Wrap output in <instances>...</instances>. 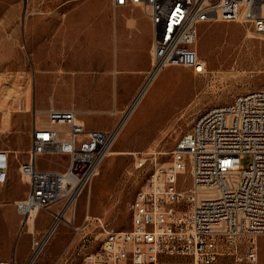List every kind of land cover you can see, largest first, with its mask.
<instances>
[{"label":"built area","instance_id":"2783aa9c","mask_svg":"<svg viewBox=\"0 0 264 264\" xmlns=\"http://www.w3.org/2000/svg\"><path fill=\"white\" fill-rule=\"evenodd\" d=\"M113 5L144 8L153 24L152 73L163 65H181L203 74L196 48L198 27L206 22H239L264 33V0H111ZM34 109L30 148L18 172L27 191L15 200L24 220L32 212L62 203L75 205L115 142L117 127L89 128L78 111L56 106L45 110L38 125ZM137 167L145 164L135 152ZM251 156L247 167L244 155ZM42 155H63V168H40ZM11 164L0 148V171ZM188 173L190 184L180 183ZM4 176V175H3ZM67 207V208H68ZM130 227L107 230L97 248H85L80 264H164L183 256L191 264H260L259 237H264V89L234 95L228 103L201 113L178 139L167 166H155L131 205ZM85 246V245H83ZM34 241L26 264L37 258ZM40 252V251H39ZM0 264H9L0 259Z\"/></svg>","mask_w":264,"mask_h":264},{"label":"rangeland","instance_id":"374dc122","mask_svg":"<svg viewBox=\"0 0 264 264\" xmlns=\"http://www.w3.org/2000/svg\"><path fill=\"white\" fill-rule=\"evenodd\" d=\"M72 1L0 0V148H8L12 134L22 140L24 134L17 124L21 116L33 117L34 107L39 108L36 96L65 100L68 105L62 106L77 109L89 128L112 129L118 126L145 82L133 93L79 92L75 94L76 101L72 102L70 95L61 91L58 82L62 84V73L69 75L72 71L84 73L85 70L67 68L75 63L66 60L64 52L61 61L42 62L48 66L42 64V73L53 74V84L47 87L43 82L41 87L36 86L40 62L35 57L39 44L37 34L33 37V33H37V26H43L46 21H68L75 10ZM105 1L88 0L94 8ZM28 27L29 39L26 36ZM59 45L47 48L58 50ZM196 48L200 59L206 62V71L195 74L190 68L169 65L159 72L154 81L156 84L150 85V93L140 101L129 117L123 135L118 134L112 145L110 151H117L116 154L105 157L99 167L100 174L93 176L76 201L73 212L67 211L54 237L44 242L33 264H80L83 250L97 248L107 230L128 229L130 205L136 192L156 165L170 161L176 142L195 119L212 106L228 103L236 94L264 89V33L254 32L245 23L206 22L198 27ZM110 55L111 52L104 53L103 67L89 71L94 74L106 71ZM54 63L58 67H49ZM60 63L63 70L59 68ZM14 101L16 106L10 107L9 123L4 127L6 106H12ZM114 109L116 112H111ZM42 118V115L38 116V119ZM137 151L147 158L142 167L136 166ZM67 159L63 155H42L37 165L63 168ZM250 162L248 154L241 159L244 167ZM18 163L13 158L9 171L13 166L18 167ZM17 176H3L0 182V259L9 264H26L33 242L46 233L54 219L53 214L62 203L40 210L39 217L29 223V228L23 226L14 201L10 202L14 196L25 195L27 191V185H24L27 183L21 182L24 177ZM180 183L190 184L188 173L180 175ZM259 243V260L264 264V237H259ZM164 264H191V260L183 256L164 257ZM218 264H233L232 258H220Z\"/></svg>","mask_w":264,"mask_h":264},{"label":"crops","instance_id":"0c3cea01","mask_svg":"<svg viewBox=\"0 0 264 264\" xmlns=\"http://www.w3.org/2000/svg\"><path fill=\"white\" fill-rule=\"evenodd\" d=\"M72 2L75 10L72 11L68 21H46L42 24L43 26H37V33H33V37L37 34L39 44V48L36 50L37 57H35L40 62L38 64L39 72L36 75V86L41 87L43 82L47 87L53 84L51 83L53 74L42 73L43 65L46 68L48 67L42 62L61 61L65 52V59L75 63L74 66L67 68L85 70L84 73H73L72 71L69 75L61 71L62 84L60 82L58 84L63 89L61 91L70 95L72 102L76 101L77 97L75 94L79 92H136L152 68L151 42L153 24L144 8L134 4L113 5L111 0H106L96 8L88 0H74ZM26 34L29 39V36H31L29 27ZM57 43L58 45L60 44L58 50L52 47L47 48V46H55ZM108 52H111V55L106 65V71H102L99 74L91 73L89 70L104 66L102 64L105 61L103 60L104 53ZM56 66L58 67V64H49V67L52 68ZM59 68L63 70L61 63ZM52 100L59 107L68 105L65 100L58 101V97H52ZM35 102L39 105V108L34 107V109L40 111L36 115L38 125H46L47 120L44 115L50 103V96L47 98L42 95L36 96ZM15 104L16 102L14 101L12 106L8 105L9 115L6 124H4L3 117L4 127H7L9 123L10 107L15 108ZM111 112L114 113L116 110L114 109ZM39 115H42L43 118L38 119ZM17 125L24 134L22 140L19 141V136L12 134L11 144L8 148L3 149L9 151L11 160L16 158L17 161H25L30 148L33 127L32 115L30 117L27 115L21 116ZM3 173L0 174V182L3 179V175L8 178L18 177V167L13 166L11 171L8 169ZM23 181L21 182L26 183ZM23 197V194H19L14 196L10 202Z\"/></svg>","mask_w":264,"mask_h":264},{"label":"bare ground","instance_id":"6f19581e","mask_svg":"<svg viewBox=\"0 0 264 264\" xmlns=\"http://www.w3.org/2000/svg\"><path fill=\"white\" fill-rule=\"evenodd\" d=\"M203 7H210V0H203ZM254 31V30H253ZM255 32V31H254ZM247 36H249V32L247 33ZM203 63H204V65H206V62L205 61H203ZM165 66H169V65H163V66H161V68H159L157 71H155L154 73H152L151 74V76L149 77V79H148V81H147V83L144 85V87H143V89L139 92V94L136 96V98L134 99V101L131 103V105L129 106V108L127 109V111L125 112V115H124V117L121 119V121L119 122V124H118V126H117V128H116V130H115V134H116V139H117V136H118V134H119V136H122L123 135V130L125 129V127H126V124H127V122H128V118L132 115V113L134 112V110L135 109H137V106H138V104L140 103V101L142 100V99H144L147 95H148V93H150V85L152 84V83H154V84H156L154 81H155V79L158 77V74H159V72L165 67ZM205 71H206V66H205ZM8 107L9 106H6V111L4 112L5 113V117L6 118H8V115H9V112H8ZM37 112H40L39 110H36ZM7 122V121H6ZM6 122H5V124H6ZM116 139H115V141H116ZM115 143V142H114ZM112 148V147H111ZM111 148H109V150H108V153H107V155L108 156H113L114 154H116V152L117 151H110V149ZM107 155H106V157H107ZM168 163H169V161L168 162H166V163H163L162 165H160V166H167L168 165ZM158 166V165H157ZM0 174H2V172L0 171ZM100 174V172H99V169L97 170V172L95 173V176L97 175H99ZM93 178V177H92ZM27 178L26 177H24V181H26V183H27ZM92 180V179H91ZM90 183V182H89ZM89 184H87V186H88ZM92 185V184H91ZM86 186V187H87ZM85 187V188H86ZM84 191V190H83ZM83 193V192H82ZM81 193V194H82ZM80 197V196H79ZM78 200V199H77ZM15 202V201H14ZM68 206L66 205L65 206V208L60 212V213H58V214H56L55 215V217H54V219H53V221H52V223L49 225V227H48V229H47V231H46V233L43 235V237L39 240V247H38V249L36 250V254L38 253V255H39V253L41 252V247L43 246V244H44V242H46V240H49V238L51 237V236H53V235H55V233H56V228H57V226H58V224L60 223V221H62L64 218H66V213H68V212H73V209H74V205L72 204L70 207H68ZM39 211L40 210H38L37 212H32L31 214H29L28 216H26L25 217V219L23 220V226H26L27 228H29V223L30 222H34L35 221V219L38 217V214H39ZM68 211V212H67ZM63 217V218H62ZM88 219V216L86 215L85 216V220H87ZM52 225V226H51ZM79 228V227H78ZM46 236V237H45ZM54 237V236H53ZM44 238V239H43ZM42 239H43V241H42ZM38 241V240H37ZM42 241V242H41ZM36 242V241H35ZM40 251V252H39ZM35 261V260H34ZM33 264V263H32Z\"/></svg>","mask_w":264,"mask_h":264}]
</instances>
